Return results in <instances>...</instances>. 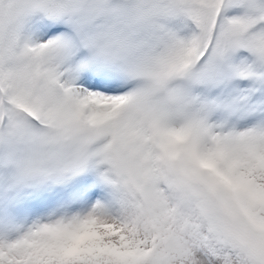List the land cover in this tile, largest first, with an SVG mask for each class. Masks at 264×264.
Wrapping results in <instances>:
<instances>
[{"label": "snow or ice", "instance_id": "obj_1", "mask_svg": "<svg viewBox=\"0 0 264 264\" xmlns=\"http://www.w3.org/2000/svg\"><path fill=\"white\" fill-rule=\"evenodd\" d=\"M0 264H264V0H0Z\"/></svg>", "mask_w": 264, "mask_h": 264}]
</instances>
